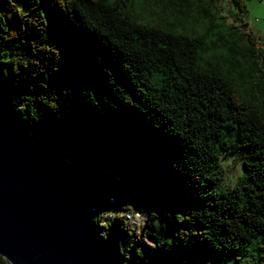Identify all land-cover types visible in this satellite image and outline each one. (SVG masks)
Wrapping results in <instances>:
<instances>
[{
    "label": "clouds",
    "instance_id": "1",
    "mask_svg": "<svg viewBox=\"0 0 264 264\" xmlns=\"http://www.w3.org/2000/svg\"><path fill=\"white\" fill-rule=\"evenodd\" d=\"M40 2L34 0L36 5ZM49 2L70 18V9L77 8L83 26L126 57L122 68L128 72L137 95L159 113L154 127L167 124L166 132L186 146L182 159L172 168L186 172L192 186L199 188L206 187L201 181L211 174L210 188L227 202V207L213 218L225 230L222 238H217L214 230L206 231L209 225L194 215L198 210H189L186 215L176 213L175 219L190 225L199 220L203 229H181L174 235L181 240L198 235L217 250L222 245L234 253L220 264H264V0H89L87 6L81 0ZM28 22L46 23L43 11L39 12V21L30 18ZM11 32L13 39L17 33ZM31 46L36 52V43ZM0 49L10 52L3 42ZM49 49L58 57L57 50ZM29 61L34 62L25 63L14 54L0 58V64L13 65L14 73L17 66L38 63ZM85 94L94 105L97 103L91 92ZM114 94L124 104L139 106L119 87ZM21 99L25 103L12 101L16 111L24 113L28 109L32 118L38 119L33 97ZM39 100L56 110L55 96L48 99L41 95ZM249 154L257 160L255 167L249 166ZM253 176L260 180L259 187L253 183ZM205 193L198 192V197L206 203ZM225 219L231 223L222 224ZM115 220L121 221V228L129 236L134 234L152 249L158 244L147 239L145 226L156 229L153 235L166 227L156 212L136 210L130 203L121 205L120 210H103L90 217L93 224L105 229L99 233L105 240ZM234 242L242 245L239 259H235ZM132 247L131 240L118 247L126 261L131 258ZM136 254L142 255L141 249L137 248ZM0 264L13 261L0 252Z\"/></svg>",
    "mask_w": 264,
    "mask_h": 264
},
{
    "label": "trees",
    "instance_id": "2",
    "mask_svg": "<svg viewBox=\"0 0 264 264\" xmlns=\"http://www.w3.org/2000/svg\"><path fill=\"white\" fill-rule=\"evenodd\" d=\"M81 2L87 6L89 0ZM40 11L46 23L30 24V18L39 21ZM70 11L71 18L49 0H41L38 5L34 0H0V42L10 50L0 49V58L14 54L25 63L38 62L17 66L15 73L12 64H1L0 82L21 123L22 134L39 146L43 162L89 208V218L103 210H120L125 203L145 213H157V219L166 227L153 235L156 229L145 226L147 239L158 244L154 249L134 234L129 236L119 220L112 222L106 240L99 235L105 229L92 223L96 234L115 252L121 264H188L189 253H194L191 257L198 260L202 256L230 257L233 252L222 245L217 250L201 236L189 235L187 240H181L174 235L181 226L187 228L185 231L203 229L199 220L190 225L175 219L176 213L186 215L189 210H198L194 215L209 225L206 231L214 230L217 238H222L225 230L213 218L227 207V202L210 188L211 174L201 181L206 187L199 188L192 186L186 172L172 168L174 162L182 159L186 146L166 132L167 124L154 127L159 113L137 95L128 72L122 68L126 57L95 31L86 29L77 8ZM11 31L17 33L13 39ZM32 42L37 45L36 52L32 50ZM41 45L48 51L40 50ZM48 47L57 50L58 57ZM117 87L129 93L139 106L122 103L114 94ZM86 91L93 94L95 105ZM41 95L48 99L55 96L56 110L42 103ZM25 96L33 97L32 107L38 119L34 120L28 109L21 116L16 111L19 103H25L21 99ZM14 99L17 105L12 103ZM248 163L255 167L257 160L249 154ZM252 179L259 187L260 180L255 176ZM142 181L159 182L155 188L159 197L152 198L148 205L134 191V186ZM200 191H206V203L198 197ZM221 223L231 221L225 219ZM130 240L131 258L126 261L118 247L126 246ZM160 240L165 243L160 244ZM241 247L234 242L237 252ZM137 248L142 255L137 256Z\"/></svg>",
    "mask_w": 264,
    "mask_h": 264
},
{
    "label": "water",
    "instance_id": "3",
    "mask_svg": "<svg viewBox=\"0 0 264 264\" xmlns=\"http://www.w3.org/2000/svg\"><path fill=\"white\" fill-rule=\"evenodd\" d=\"M0 82V252L13 264H121L89 208L22 134Z\"/></svg>",
    "mask_w": 264,
    "mask_h": 264
},
{
    "label": "rangeland",
    "instance_id": "4",
    "mask_svg": "<svg viewBox=\"0 0 264 264\" xmlns=\"http://www.w3.org/2000/svg\"><path fill=\"white\" fill-rule=\"evenodd\" d=\"M0 69L2 70L1 64ZM21 116V113L19 114ZM48 156H46L47 158ZM62 168V167H59ZM159 187V182H150L149 184H146L145 181H142L140 185L134 186V191L137 195V197L140 200H146V205L149 204L148 201H150L152 198H158V194L155 191V188ZM168 191H165L164 193H167ZM180 229L186 230L187 228L184 226H181ZM189 253V250H188ZM192 255H195L194 253H189L190 258L188 259V264H220V261L222 258L218 257H203L201 260H198L196 257H191ZM234 254H231L232 256ZM235 259H239V251L236 254Z\"/></svg>",
    "mask_w": 264,
    "mask_h": 264
}]
</instances>
